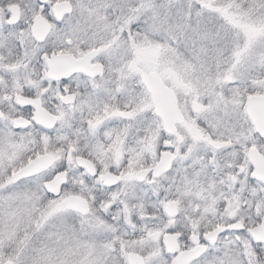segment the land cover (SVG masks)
I'll return each mask as SVG.
<instances>
[{
    "label": "snow or ice",
    "instance_id": "6c2138e0",
    "mask_svg": "<svg viewBox=\"0 0 264 264\" xmlns=\"http://www.w3.org/2000/svg\"><path fill=\"white\" fill-rule=\"evenodd\" d=\"M0 264H264V0H0Z\"/></svg>",
    "mask_w": 264,
    "mask_h": 264
}]
</instances>
